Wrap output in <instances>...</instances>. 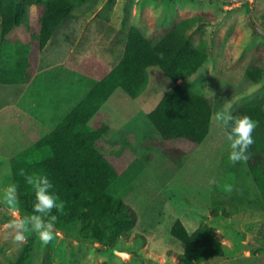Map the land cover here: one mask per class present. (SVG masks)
<instances>
[{
	"label": "rangeland",
	"instance_id": "374dc122",
	"mask_svg": "<svg viewBox=\"0 0 264 264\" xmlns=\"http://www.w3.org/2000/svg\"><path fill=\"white\" fill-rule=\"evenodd\" d=\"M42 10L30 6L26 25L0 34V55L11 42L31 44L22 83L0 85V161L9 162L0 164V190L11 183L9 157L52 130L93 84L104 83L131 27L156 42L182 19L202 15L209 22L189 36L198 62L192 75L169 77L149 67L138 97L117 88L96 115L109 126L107 140L123 147L111 159L121 182L110 196L135 211L136 226L114 244L57 230L47 246L35 233L18 245L4 238L12 217L0 205V264H181L183 245L170 235L175 220L190 232L204 226L222 242L223 257L199 264H264V207L246 163H229L223 130L212 118L200 144L164 140L147 118L175 84L210 98L213 113L225 106L234 112L264 91V79L253 84L245 73L251 64L264 67V34L251 26L264 32V0H85L39 50L31 34ZM225 184L234 185L231 194ZM221 208L225 213L213 215Z\"/></svg>",
	"mask_w": 264,
	"mask_h": 264
},
{
	"label": "trees",
	"instance_id": "16d2710c",
	"mask_svg": "<svg viewBox=\"0 0 264 264\" xmlns=\"http://www.w3.org/2000/svg\"><path fill=\"white\" fill-rule=\"evenodd\" d=\"M84 1L0 0L1 37L26 25L29 7L41 5L40 28L31 37L42 50L74 8ZM208 22L202 15L182 19L156 42L137 27L127 31L119 59L104 83L93 84L52 130L12 156L10 178L11 183L19 185L20 212L30 214L34 202L30 187L18 175L19 169L24 168L29 173L47 174L66 202L64 214L54 211L58 215V231L114 244L117 236L136 226L135 211L121 197L110 196L111 187L121 182L111 159L120 157L123 147L107 140L109 126L96 115L101 102L117 88L132 99L138 97L146 89L149 67H159L169 77L180 72L192 75L198 62L194 61L189 36ZM30 49V43L19 40L4 45L0 55V85L22 83L30 66ZM158 53H163V59ZM245 73L253 84L264 79V67L257 64H251ZM233 114L247 115L258 122L246 165L264 207V91L237 106ZM212 115L210 98L175 84L148 112L147 118L162 139H184L197 145L206 138ZM212 213L217 215L225 210L215 209ZM170 235L183 245L181 264H199L225 255L222 242L204 226L190 232L180 220H175Z\"/></svg>",
	"mask_w": 264,
	"mask_h": 264
},
{
	"label": "clouds",
	"instance_id": "9594fccd",
	"mask_svg": "<svg viewBox=\"0 0 264 264\" xmlns=\"http://www.w3.org/2000/svg\"><path fill=\"white\" fill-rule=\"evenodd\" d=\"M163 59V53H158ZM211 98L215 94L210 92ZM213 120L224 132V138L228 142V161L231 164L247 163L250 159V147L254 144L253 132L258 127V122L249 116H236L231 106H225L213 113ZM18 175L23 177L34 195L32 212L22 215L20 213L19 185L9 183L0 190V205L6 207L11 213V219L5 226L4 238L18 245L27 242L28 235L35 233L44 246L49 245L58 235L56 223L58 215L64 214L66 202L55 191V186L47 174L29 173L24 168L19 169ZM210 183L215 184V179ZM233 184H225L223 191L231 194Z\"/></svg>",
	"mask_w": 264,
	"mask_h": 264
},
{
	"label": "water",
	"instance_id": "95a60500",
	"mask_svg": "<svg viewBox=\"0 0 264 264\" xmlns=\"http://www.w3.org/2000/svg\"><path fill=\"white\" fill-rule=\"evenodd\" d=\"M251 26H252L253 30H255L258 34H264V32L259 27L255 26L253 24ZM118 253H119L120 257H123V254H127L126 252H118Z\"/></svg>",
	"mask_w": 264,
	"mask_h": 264
},
{
	"label": "crops",
	"instance_id": "0c3cea01",
	"mask_svg": "<svg viewBox=\"0 0 264 264\" xmlns=\"http://www.w3.org/2000/svg\"><path fill=\"white\" fill-rule=\"evenodd\" d=\"M30 145V144H29ZM10 159L12 158L11 156L9 157ZM5 159V158H4ZM10 159H9V161H10ZM8 160V159H7ZM7 160H4V161H0V164L1 165H4V164H6V162H7ZM7 163H9V162H7ZM10 165V164H9Z\"/></svg>",
	"mask_w": 264,
	"mask_h": 264
},
{
	"label": "bare ground",
	"instance_id": "6f19581e",
	"mask_svg": "<svg viewBox=\"0 0 264 264\" xmlns=\"http://www.w3.org/2000/svg\"><path fill=\"white\" fill-rule=\"evenodd\" d=\"M123 256H126V254H123Z\"/></svg>",
	"mask_w": 264,
	"mask_h": 264
}]
</instances>
